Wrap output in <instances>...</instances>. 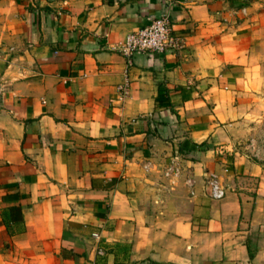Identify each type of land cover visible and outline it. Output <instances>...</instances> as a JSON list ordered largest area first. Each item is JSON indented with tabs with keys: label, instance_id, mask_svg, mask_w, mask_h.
<instances>
[{
	"label": "crops",
	"instance_id": "obj_1",
	"mask_svg": "<svg viewBox=\"0 0 264 264\" xmlns=\"http://www.w3.org/2000/svg\"><path fill=\"white\" fill-rule=\"evenodd\" d=\"M0 51V264H264V0H0Z\"/></svg>",
	"mask_w": 264,
	"mask_h": 264
},
{
	"label": "built area",
	"instance_id": "obj_2",
	"mask_svg": "<svg viewBox=\"0 0 264 264\" xmlns=\"http://www.w3.org/2000/svg\"><path fill=\"white\" fill-rule=\"evenodd\" d=\"M181 37L175 31V25L172 18L168 14H163L151 19V21L142 28L130 32L126 35L121 45L120 52L126 56L128 65L131 66L135 55L150 54V53H166L168 51H176L180 47ZM2 53L0 51V57ZM120 95L119 99L124 100L128 94V84H121L118 86ZM177 162L172 160L167 168V174H180ZM149 168V165H147ZM187 183L192 185L193 180L187 179ZM207 185L209 196L213 200H221L227 196V190L220 181L218 174L215 172L207 173ZM96 237L100 233H94ZM103 249L99 248L98 252L102 253Z\"/></svg>",
	"mask_w": 264,
	"mask_h": 264
},
{
	"label": "rangeland",
	"instance_id": "obj_3",
	"mask_svg": "<svg viewBox=\"0 0 264 264\" xmlns=\"http://www.w3.org/2000/svg\"><path fill=\"white\" fill-rule=\"evenodd\" d=\"M247 143V145H250L253 149L255 148L256 152L262 148V150H260L261 153L259 152V154L264 158V120L257 128L256 133L248 138Z\"/></svg>",
	"mask_w": 264,
	"mask_h": 264
},
{
	"label": "trees",
	"instance_id": "obj_4",
	"mask_svg": "<svg viewBox=\"0 0 264 264\" xmlns=\"http://www.w3.org/2000/svg\"><path fill=\"white\" fill-rule=\"evenodd\" d=\"M169 90L166 87L161 86L158 97L156 98V103L158 106H166L170 103Z\"/></svg>",
	"mask_w": 264,
	"mask_h": 264
}]
</instances>
